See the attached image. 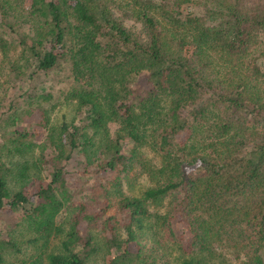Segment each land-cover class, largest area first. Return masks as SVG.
Returning a JSON list of instances; mask_svg holds the SVG:
<instances>
[{"label": "trees", "instance_id": "16d2710c", "mask_svg": "<svg viewBox=\"0 0 264 264\" xmlns=\"http://www.w3.org/2000/svg\"><path fill=\"white\" fill-rule=\"evenodd\" d=\"M0 29L42 82L0 112V264H264V0H0Z\"/></svg>", "mask_w": 264, "mask_h": 264}, {"label": "rangeland", "instance_id": "374dc122", "mask_svg": "<svg viewBox=\"0 0 264 264\" xmlns=\"http://www.w3.org/2000/svg\"><path fill=\"white\" fill-rule=\"evenodd\" d=\"M125 24L130 29H133L134 31H139L141 28V23L135 21L134 19L127 18L125 21ZM0 33L4 37L5 43L7 45L6 48L0 45V112H1V111H4L7 108V106L10 103H12V101H15L14 102L15 104L22 105L21 99L19 97V93L21 89H25V88L27 89V88H31L35 86H38L41 88L42 82L32 81L33 86L29 87L28 86L29 84L25 83V78L20 79V78L15 77V74L12 72V70H9V69L12 68V64L18 59V57L21 56L22 46L19 45L16 35L13 32H11L9 29H6V30L0 29ZM17 63L18 62H16V64ZM54 84H56L57 89L65 88V85L63 83H59L56 81ZM16 101H18L19 103ZM44 106L45 108H48L49 105L45 104ZM51 115L56 125L62 124L64 120L70 121V119H77L76 110L73 108L72 104H68V103L58 104V106L52 110ZM111 127L113 130H115L117 128V125L112 124ZM43 132L44 131L41 132V135L38 138L39 140H41L44 137ZM147 151H148L147 153L149 156L153 157L155 155L151 149H148ZM36 152L39 153V150H36ZM7 160L11 166L16 168L19 165L18 161H20L21 158L19 155H10L7 158ZM69 169H72V166H69ZM49 172H50V167L47 168L46 170H42L41 172L30 170L23 184L24 187H26L25 191H30L31 189L35 188L36 185L41 181L43 182L49 181V178H48ZM139 172L140 171L138 170V174ZM79 178L81 177H78L71 182L72 187L75 186L77 187V189H79L82 186V183L87 179L86 177L85 178L82 177V179H79ZM136 179H137V184L134 190H137V192L144 186L150 185L149 180L146 177H144V175L142 176L136 175ZM34 180H38V181L34 182ZM20 183H22V181ZM2 227L4 230L9 229L6 223L4 224V226L2 225ZM14 229L16 230L18 228L14 227ZM15 234L18 235V237L23 240L28 239L29 237L28 232L26 231L25 228L19 229ZM58 241L59 240L56 241L55 245L59 244ZM30 247L32 246L29 245L28 243L22 245L23 250L26 248L28 249V250H25L24 252L25 254L29 253ZM228 250L221 248L220 252H218L217 254V256H219L218 260L224 259V261H226L228 259V262L231 264L232 263L236 264L237 262L242 261L241 258L236 259V255L233 254L231 250L229 251ZM175 255L176 253H174V255L172 256L173 261H176ZM41 264H48V263L47 261L44 260L43 262H41ZM92 264H104L103 257L100 256L97 260L95 259Z\"/></svg>", "mask_w": 264, "mask_h": 264}]
</instances>
